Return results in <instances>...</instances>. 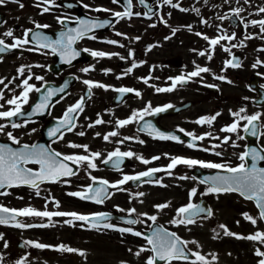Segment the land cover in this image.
Returning a JSON list of instances; mask_svg holds the SVG:
<instances>
[{
	"label": "flooded vegetation",
	"instance_id": "obj_1",
	"mask_svg": "<svg viewBox=\"0 0 264 264\" xmlns=\"http://www.w3.org/2000/svg\"><path fill=\"white\" fill-rule=\"evenodd\" d=\"M20 2L24 4L23 8H20L18 4L7 2V0L5 5L0 6V34L11 29L14 31L15 37H22L25 29H34L32 21H35L40 24L50 25L47 29L37 30L55 39L61 30V25L56 20L57 16H68L73 20L75 18L112 20V26L89 33V35L96 36L97 39H83L74 45L80 51V57H77L70 65L61 69L50 70V66L58 62V56L44 55L40 51H28L27 49L33 46L31 44L22 49H14L0 54L2 56L0 78H6L5 81L7 82L18 76L17 69L26 64L33 66L44 65L45 67H32L31 71L34 75L44 76L46 82L60 84L66 77L74 76L73 85L70 86L64 95L57 99L59 103L57 101L52 103L54 107L50 108L48 115L29 123V125L33 124L34 129H36L31 136L26 135L27 127L20 128L19 134H16V136L22 138L21 144H34L44 139L50 130V128L48 130L50 122L60 119L69 105L74 104L81 96H84V111L79 114L77 120L79 127L75 131H84L85 135L80 137L75 132L66 133L64 140L54 144L52 143L54 138L50 139L48 137V145L55 151L65 155L88 154L68 148L66 145L69 142L86 143L91 152H100L101 157L95 161L97 169L90 170L95 172L96 176L94 177L99 180H108L110 183H115L122 179L124 175H136L154 167L164 168L170 163V157L177 156L206 162L231 163L232 166L239 163L233 153L238 154L245 150L248 145L246 133L241 130L239 134L244 135L245 139L237 140L236 134L223 133L220 129L233 122L234 118L230 112L238 111L241 107L246 109V114L248 115L256 112L264 114V87H262L264 86V64L257 65L256 68L252 67L257 60L264 62V52L259 51V49L264 48V39L244 40L246 35L257 36L259 28L249 26L245 29L244 24L238 19L221 21L217 19V16H231L232 9L242 7L245 10L240 15L245 22L264 19V14H256L258 8L264 6V0H250L249 4H244L243 0H240V3H237V0H230L229 3H225V0H207L206 4L204 0H173L180 7L189 9L186 12L163 5L162 0H145L146 4L153 9L156 15L151 19L141 15L122 20L112 17L108 12L90 11L83 5L87 4L91 8L105 7L113 11H123L125 0H120L119 4H113L111 0H56V4L60 6L53 7L49 13L44 14H41V8L35 6L38 0H20ZM69 4L72 7H67ZM132 4L133 13L139 12L143 14L147 11L144 6L139 4V0H132ZM194 7L200 9L199 16L191 10ZM169 13L171 14L170 16ZM160 17H163L167 24L161 23ZM201 19L207 20L208 24H202ZM152 24L156 26L150 27ZM187 25H192L191 32L185 27ZM68 26L74 27L75 23H69ZM217 26L222 27L226 34L235 33L236 35L235 40L231 42L222 41L221 45L231 47L232 44L239 45L240 41L243 40L246 46L232 48L231 54L224 52L221 46H217L213 52V59L209 61L206 57H201L197 54L198 51L209 49V45L194 33L201 32L209 38H216L222 34L218 32ZM173 28L179 29L175 35H172ZM116 32H120L123 35L116 36ZM136 37H139V39L137 40ZM165 37L171 38L166 40ZM0 38H4L6 43H12V38L2 36ZM109 39L118 41V44L110 45L104 42ZM119 44H123L124 47H119ZM85 48L118 55L94 58L88 52L83 51ZM193 49L197 51L194 52L192 51ZM129 50L134 53L132 57H129ZM233 56L239 59L242 66L240 68L229 67L222 71L224 69V61L232 59ZM193 61L200 66L209 67L212 70L211 73H204L202 74L203 79L194 78L192 82L178 86L172 92L158 93L155 91L157 87L170 86V77L174 78L193 71L195 67ZM133 62L139 63L140 66L134 68L130 74L125 75L126 70L132 66ZM83 68L92 70L85 73L81 71ZM106 70L107 74H105ZM213 73L224 75L232 83L229 84L225 81L214 79ZM149 76L152 79L146 85L141 78ZM117 77L120 78L117 79ZM23 78L16 79L17 84L14 82L10 86V88L15 90L16 95L21 90L16 86L21 83ZM86 79L100 82L110 87L108 90L94 88L89 99L86 95L87 86L82 83ZM32 81L35 82L33 84L36 86H41V82L35 79ZM205 85H215L216 87H206ZM120 87L133 88L139 91L141 96L137 97L134 93L118 94L114 89ZM9 89L8 91H10ZM11 96L12 94H8L5 100L10 99ZM149 103L153 108L167 104L174 106L166 112L154 116H145L144 120L147 119V122H150L156 129L165 134L178 136L184 143L153 139L146 132L137 131L138 128L143 126L144 121L119 129L115 127L117 120L128 118L133 110H142ZM7 107H5V110H7ZM28 107V105H25L24 109ZM217 112L221 114L211 126L194 123L200 117L212 116ZM97 118H102L106 123L97 125L94 128H88L87 125L94 122ZM259 123L264 125V116H262ZM180 128L197 136L211 132L214 136H219L221 140L225 136H231L232 140H236L239 144V147L233 148L231 142L221 144V140L205 138L203 141H195L196 147L190 149L186 145L193 142L192 138L179 132L178 129ZM113 130L118 131L119 135L111 137V143L105 142L102 139L103 135ZM262 131H264V128H262ZM95 133H100L101 136L96 137ZM123 137H134L135 139L127 140L123 144L118 143ZM5 140L8 139L5 138ZM138 140H143L144 144L138 143ZM213 144H221V147L212 150L211 145ZM259 144L264 147V136L259 138ZM117 147L121 151H132L136 156H142L145 159L151 160L155 156H159L160 159L145 165L136 159L135 156L125 158L120 166V171H116L112 168L111 163L105 165L102 160L106 158L108 152L113 151ZM204 148H208L210 151L200 150ZM216 151L221 152L222 156L214 155ZM196 168L199 167L188 168L185 165H178L173 170L172 176H168L164 172L156 173L155 179L162 178V183L168 185V187L158 186L154 188L151 186L155 185L150 183L129 181L122 185L125 191H117L111 188L113 195L110 199L105 200L103 204H99L100 212H118L127 215L126 212H121L119 209H136L138 199L142 197L137 198L135 194L143 192L146 188L147 195L145 200L147 207L153 204H160L159 202H162L163 198L171 193L170 190H174L178 196V200L174 202V205L180 206L184 198L179 196L185 194L186 199L188 191L184 186L187 181L180 180L178 177L183 175L191 176ZM204 170L217 171L214 169ZM90 182L92 181L87 179L86 183L90 184ZM169 214V208L164 213L158 212L157 215L160 216L158 220L165 222ZM114 222L122 223L119 221ZM138 229L135 228V230ZM100 233L105 237L119 234L112 230H102ZM47 264L53 263L49 261ZM180 264H183V262Z\"/></svg>",
	"mask_w": 264,
	"mask_h": 264
},
{
	"label": "snow or ice",
	"instance_id": "obj_2",
	"mask_svg": "<svg viewBox=\"0 0 264 264\" xmlns=\"http://www.w3.org/2000/svg\"><path fill=\"white\" fill-rule=\"evenodd\" d=\"M7 2L18 4L20 8L24 7V4L20 0H7ZM205 4L207 0H204ZM230 0H225V3H229ZM6 0H0V6L5 5ZM113 4H119L120 0H111ZM237 3H240V0H237ZM244 4H249L250 0H243ZM139 4L144 6L147 11L143 14L132 11V0H125L124 10L123 11H113L112 9L105 7H95L91 8L89 5L85 4L83 7L94 12H108L112 17L122 19H131L133 16L143 15L145 18L151 19L156 13L153 12V9L149 7L145 0H139ZM163 5L171 6L172 8H178L181 12L189 11L180 7L178 3H174L173 0H162ZM38 8H41V14L49 13L53 7H59L60 5L56 4V0H38V3L35 5ZM67 7H72L71 4ZM197 16L200 15L199 8L191 9ZM245 9L242 7H237L232 9L231 16L222 15L217 16V19L231 20L238 19L241 23L244 24V28L247 29L249 26L258 27L259 34L257 36L246 35L244 40H250L254 38L264 39V19L251 20L245 22L241 17V12ZM257 15L264 14V6H261L257 10ZM171 14L169 13V16ZM57 23L61 25V30L59 31L57 38L53 39L52 37L43 34L40 31H35L34 29H47L50 25L40 24L35 21H32L34 25L33 28H28L23 31L22 37H15L14 31L9 29L0 36L12 38V43H6L4 38H0V54L6 53L14 49H22L27 45H33L28 48V51H40L41 54L47 55H56L59 56L61 61L66 64H71L79 55L78 51L74 45H76L80 40L83 39H97L94 35H89V33L94 32L97 29H103L109 26H112V20L110 19H93V18H75L74 20L68 16H57ZM117 20V22H118ZM160 22L167 24V21L160 17ZM69 23H75V27H69ZM201 23L207 25L208 21L201 19ZM155 24L150 25V27H155ZM189 32L192 31V25L185 26ZM178 28L172 29V35H175L178 31ZM218 32L222 33L216 38H209L207 35L202 34L201 32H195L194 34L197 37L202 38L209 45V49L198 51L197 54L201 57H206L207 60L211 61L213 59V52L217 46H221L222 50L226 53L231 54V49L235 47H245L244 41H240L239 45L232 44L231 47L221 45L222 41H229L236 39L235 33L226 34L225 30L217 26ZM116 36L123 35L120 32L115 33ZM171 37H165V39H170ZM138 40L139 37H136ZM110 45H117L118 41L116 40H106L104 41ZM119 47H124L123 44H119ZM43 50V51H42ZM84 52H88L94 58H104L110 57L112 55H118L116 53H105L103 51H93L87 48L83 49ZM192 51L196 52L197 50L193 49ZM259 51L264 52V48L259 49ZM134 53L129 50V57H132ZM125 59L124 57H120ZM0 61H2V56H0ZM142 63V62H141ZM194 70L187 73L176 76L174 78H169L171 81L170 86L168 87H157L155 89L158 93L163 92H172L177 89L178 86H183L192 82L194 78H201L204 73H211V69L206 66H200L193 61ZM264 64L260 60H257L253 63L252 67L256 68L257 65ZM140 64L133 62L132 66L128 68L125 72V75L130 74L134 68L139 67ZM241 62L235 56L232 59L224 61V69L227 68H240ZM32 67H45L44 65H25L17 69L18 76L13 77L8 84L5 83L6 78H0V85H3L4 88L0 89V121H5L0 123V135H6L8 141L11 142V145H17L18 147H12L9 144L0 143V189H11L19 187H28L34 190L36 196L41 194V185L44 183H68L66 178H70L78 175V169L80 166L85 165L86 169L96 170L97 164L95 161L101 157L100 152H91L88 145L77 144L73 142L67 143V147L70 149H83L87 155L81 154H70L65 155L59 151H55L51 146H44L42 144H21L20 138L13 135L12 131H5L7 128L11 129H20L26 128L29 123L34 121L31 120L32 116L42 115L45 110L50 107H54L52 104L53 97L64 93L68 87V83L61 87H50L47 86L44 76L34 75L31 71ZM90 68H83L81 71L87 73L91 71ZM27 71V75H26ZM107 74V70L105 71ZM24 77L21 80V83L17 85L20 90L19 94H14V90L9 89V84L13 83L16 79ZM120 77H117L119 79ZM213 78L219 81H225L229 84L232 83L231 80H227L224 75H216L213 73ZM35 79L36 81L41 82V86H36L33 83H30ZM143 83L148 85L149 80L152 79L151 76L146 78H141ZM82 83L87 86V96L90 99L92 90L94 88H100L108 90L110 86L105 85L100 82H94L92 80H83ZM206 87H216L215 85H205ZM264 87V86H262ZM5 89H9L13 92L10 99L5 100ZM114 91L120 94L134 93L135 96L140 97L141 93L136 91L133 88L120 87L114 89ZM41 93L39 102L32 106L31 111L28 113L24 112V106L29 104V98L31 93ZM63 98V97H62ZM247 99V98H245ZM59 103V101H57ZM7 110L5 109V106ZM85 106V97L81 96L74 104L69 105L63 113V116L58 119V122L55 127L51 128L47 135L52 139V143H57L58 141L64 140L66 133H73L77 136L83 137L85 135L84 131L75 130L79 125L77 120L80 113H83ZM174 106L172 104H167L161 107L153 108L149 103L142 110H133L131 115L122 120H117L115 122V127L117 129L123 128L127 125L136 123L139 124L140 121H143L145 116H154L159 113L166 112L169 109H172ZM221 113L217 112L212 116H203L198 118L194 123L197 125H209L211 126L213 122ZM231 116L234 118L233 122L225 127L220 129L223 133L236 134L237 140H244L245 136L240 135L242 130L247 135L259 139L264 136V125H261L259 122L262 119L264 114L256 112L255 114L248 115L246 114V109L241 107L238 111H231ZM28 117L23 121V123L15 122L13 118L19 117ZM243 122V124H242ZM106 123L102 118H97L94 122H91L87 125L88 128H94L97 125ZM32 132H35L36 129H32ZM137 131L146 132V134L153 139L162 140V141H175L177 143H184L180 138L174 134H165L162 131L156 129L150 122H145L142 127L138 128ZM179 132L184 133L187 136L192 138L191 143H187V147L192 149L196 147L195 141H203L205 138H212L215 140H221L219 136H214L211 132L205 133L203 135H195L190 132H185L184 129H178ZM29 135L31 133H28ZM119 132L116 130L110 131L103 135L102 139L105 142L111 143V137H117ZM96 137L101 136L100 133H95ZM134 137H123L118 143L123 144L127 140H133ZM140 144H144L143 140L137 141ZM231 142L233 148L239 147V144L236 140H232L231 136H225L221 140V144H228ZM221 144L211 145V149L221 147ZM202 151H210L208 148L200 149ZM167 155V154H166ZM214 155L220 157L222 156L221 152H214ZM236 159L239 161L238 164L232 166L231 163H216V162H206L198 159L184 158V157H170V163L166 167H154L150 168L147 171L140 172L136 175H124L122 179L115 183H110L108 180H98L96 177L91 176L90 172L88 173L89 179L92 181L91 184L87 185L83 191L68 192L67 195L71 197H77L82 201H89L95 204H103L105 200L110 199L113 193L108 191L109 188L116 189L117 191H125L122 185L126 184L129 181H142L143 178L148 177L152 178L156 173L164 172L168 176L173 175V170L178 165H185L188 168L199 167L202 169H214L217 170L216 175L205 176L199 180V184L206 185L205 191L201 193L202 196L207 195H216L227 194V193H237L239 196L244 198L247 201L254 202L255 207L258 209V219L264 221V167H260V162L264 161V147H245V150L241 153H233ZM138 159L141 163L147 165L153 161L159 160V156L152 157L151 160L145 159L142 156H136L132 151H121L119 147L115 148L113 151L107 153L105 159L102 160V163L108 165L111 163V166L114 170L120 171V166L123 163L125 158L134 157ZM29 165L38 166L34 169L29 167ZM70 165H75L76 169ZM225 173V174H220ZM180 180L191 179L193 181L197 180L196 176H187L183 175L178 177ZM144 183L156 184L161 187H168L162 183L161 179H149L143 181ZM93 184H99V187H93ZM10 193L7 191H0V196H6ZM145 193L139 192L135 196L143 197ZM197 196V188L193 187L188 192V203L186 205L180 206L175 211V216L169 221V223L175 227H188L190 225L197 224L200 219H208L213 216V211L211 208H205L202 204L193 203L192 199ZM22 199V197H20ZM46 204L45 209H47V202L54 203L57 208H59V202L55 201L54 198L49 201L48 197H45ZM143 202L142 200L140 201ZM157 212H163L165 209L170 207V202L160 203L153 206ZM121 212H126L127 217H132L137 215V218H122L124 224L129 225V227H121L110 222V216L107 213L97 212L92 214H80L77 212H65V211H48V210H37L33 207H24L22 209L8 208L0 204V225L11 226L20 229L26 228H47L50 226H55L53 223L54 217H70L71 219L64 220V223L70 226H75L74 222H81L80 227L85 230H95L101 232L102 230H112L122 234H129L133 237L141 238L145 241V245H141L133 251L132 248H128L127 251L133 256L140 258L144 253H150L144 259V264H176V262H183V264H214L217 261V255L215 253H209L208 255L202 254L200 251H193L188 246L195 245L196 248H200V244L196 240H184L176 232L169 231L162 225L157 224L158 216L153 214L149 215L148 213H136L135 208L131 209H119ZM245 221L250 222L253 226L257 224V218L248 214L247 212L241 214ZM143 217V219L139 218ZM18 218H41L46 219L47 223H24ZM146 221L151 223L147 225L148 232H141L135 230L134 225L145 224ZM239 224V221L236 222ZM218 228L222 230V235L224 237H231L237 240H247L254 242V244H259L264 246V231L257 230L249 235H242L234 233L228 229L225 224H219ZM215 235L212 239H218L221 236V232L213 230ZM0 239H3V235L0 234ZM25 246H31L36 249H51L61 253H74L78 254L80 257H85L86 253L83 250H78L64 244L60 245H47L40 242L34 241H25ZM4 248L8 247L7 242L3 245ZM231 255V253H228ZM253 255L257 257V264H264V250H261V247H255ZM211 257V259H209ZM194 258V259H190ZM4 256L0 255V264H3ZM15 264H28L27 255L17 259ZM119 264H127V261L121 260Z\"/></svg>",
	"mask_w": 264,
	"mask_h": 264
},
{
	"label": "rangeland",
	"instance_id": "obj_3",
	"mask_svg": "<svg viewBox=\"0 0 264 264\" xmlns=\"http://www.w3.org/2000/svg\"><path fill=\"white\" fill-rule=\"evenodd\" d=\"M31 65V64H26ZM81 73V71H80ZM35 83V82H34ZM4 86L0 85V89ZM34 93V92H33ZM33 93L30 94L29 101L33 100ZM30 101V102H31ZM4 122V121H0ZM33 124L27 126V136L32 135ZM20 129L7 128L5 131H12L13 135L19 134ZM28 133H31L30 135ZM7 138L6 135H2ZM22 140V138H20ZM82 145H87L86 143ZM84 153L83 149H76ZM84 168V167H83ZM90 172L93 176L94 172L84 168L80 175L75 176L71 179H67L68 183L63 182L57 184H44L41 187L40 196H36L34 190L27 188L11 189L9 195L0 196V204L8 208L22 209L24 207H33L37 210H48V211H65V212H77L80 214H88V210H80L77 207L81 205L87 206L85 203L77 201L76 197L67 195L68 192L80 191L85 188L88 173ZM96 175V174H95ZM88 177V178H87ZM85 186V187H84ZM153 190V188H151ZM82 191V190H81ZM164 199L171 200V202L177 201L174 190H170ZM146 195L142 197V203L139 200L138 208L140 211H146L143 206L146 204ZM22 197V199L20 198ZM45 197L49 198V201L54 198L55 201L59 202V208L54 203L47 202V209H45L46 200ZM179 197H183V205L188 203V195L185 199V194ZM197 198L194 197L192 202ZM209 199L215 209L213 222L190 225L187 228L184 226L175 227L176 231L184 236V240H196L200 244V248H196L195 245H189L188 247L194 251H200L204 255L209 253H215L217 255V261L214 264H257V257L253 255L255 247H261L264 250V246L254 244V242L247 240H237L231 237H224L222 230L218 228L219 224H225L229 230L234 233L249 235L257 230L264 231V225L261 220L258 219V212L249 202L242 200L235 194H220L219 196L211 195ZM174 204V203H173ZM172 204V205H173ZM180 207V206H179ZM177 208L171 207L170 213H175ZM247 212L253 217L257 218V224L253 226L250 222L245 221L242 217V213ZM173 217L171 216L168 221L164 222L168 226H173L169 221ZM71 219L70 217H54L53 223L55 226L47 228H26L20 229L6 225H0V234L3 235V239H0V255L4 256L3 264H15L17 259L27 255L28 264H47L52 261L53 264H119L121 260L127 261V264H144V259L150 253H144L140 258L133 256L127 251L128 248H132L133 251L138 249L141 245L146 243L141 238H133L130 240L127 236L122 237H103L101 234L98 235H86L81 227L70 226L64 223V220ZM24 223H47L46 219L41 218H22ZM239 221V224L236 222ZM81 222H74L75 225H80ZM200 223V224H199ZM215 223V228L211 226ZM148 225L146 221L145 224ZM200 231V236L194 237V230ZM221 232V236L218 239H212L215 235L214 231ZM192 234L193 236H189ZM57 236V238H54ZM230 238V239H229ZM137 239V240H136ZM20 241H34L40 242L47 245L51 244H64L78 250H83L86 253L85 257H80L74 253H61L49 249H36L31 246H27L28 251L24 252L17 247ZM65 241L67 243H65ZM7 242L8 247L4 248V243ZM69 242V244H68ZM91 245V246H90ZM231 253V255H228ZM211 259V257H209Z\"/></svg>",
	"mask_w": 264,
	"mask_h": 264
},
{
	"label": "water",
	"instance_id": "obj_4",
	"mask_svg": "<svg viewBox=\"0 0 264 264\" xmlns=\"http://www.w3.org/2000/svg\"><path fill=\"white\" fill-rule=\"evenodd\" d=\"M39 98H40V97H38L36 103L39 102ZM36 103H35V104H36ZM35 104H33L32 106H34ZM31 108H32V107H31ZM30 111H31V109H30ZM30 111H28V112H30ZM28 112H25V113H28ZM37 116H38V115H37ZM25 117H26V116H25ZM32 117H36V116H32ZM56 124H57V123H56ZM56 124L54 125V127L56 126ZM0 143L9 144V145L12 146V147H18V146L11 145V143H8V142H2V141H0ZM38 144H39V143H38ZM40 144H42V145H44V146H46V147L48 146L44 141H42V143H40ZM70 166H71V165H70ZM259 166H260V167H263L261 162H260V165H259ZM71 167H73L74 169H76L75 166H73V165H72ZM3 190H4V189H0V191H3Z\"/></svg>",
	"mask_w": 264,
	"mask_h": 264
}]
</instances>
